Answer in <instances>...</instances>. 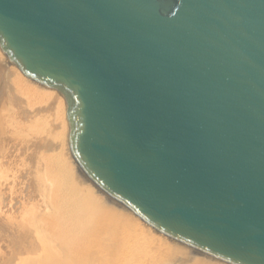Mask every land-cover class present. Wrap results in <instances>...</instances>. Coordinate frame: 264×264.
I'll list each match as a JSON object with an SVG mask.
<instances>
[{
  "label": "water",
  "instance_id": "1",
  "mask_svg": "<svg viewBox=\"0 0 264 264\" xmlns=\"http://www.w3.org/2000/svg\"><path fill=\"white\" fill-rule=\"evenodd\" d=\"M0 45L66 96L74 156L107 194L264 264V0H0Z\"/></svg>",
  "mask_w": 264,
  "mask_h": 264
},
{
  "label": "bare ground",
  "instance_id": "2",
  "mask_svg": "<svg viewBox=\"0 0 264 264\" xmlns=\"http://www.w3.org/2000/svg\"><path fill=\"white\" fill-rule=\"evenodd\" d=\"M70 132L66 96L58 88L26 76L10 62L0 45V264H63V256L78 254L76 250L81 249L77 245L72 250L76 253H70L77 235L80 243H85L90 229L95 230L107 210L129 225L137 222L135 228L140 222L149 233L163 237L170 264H229L159 233L107 194L74 156ZM56 223L59 231L62 226L64 241L67 240L63 249L55 245ZM115 227L110 231H115L113 238L120 228ZM114 241L111 249L116 248Z\"/></svg>",
  "mask_w": 264,
  "mask_h": 264
},
{
  "label": "rangeland",
  "instance_id": "3",
  "mask_svg": "<svg viewBox=\"0 0 264 264\" xmlns=\"http://www.w3.org/2000/svg\"><path fill=\"white\" fill-rule=\"evenodd\" d=\"M108 212V213H107ZM110 212V213H109ZM112 214V212L111 211H105L104 213H103V215L101 216V218H99L98 219V222L100 223H98V226H96V228H95V230H93V233L92 232H90V231H92L91 229H90V231H89V233H88V239H86V242L84 243L83 241L81 242L82 244H83V246H81L80 244V239H79V236L77 235V237H78V244H77V242H76V245H74L75 246V248H72L71 250H70V253L71 252H73V253H76V252H74V251H72L73 249H76L77 247V245H78V247H80L81 249H80V251L79 250H76L77 251V253L78 254H72L73 255V257H72V255L71 256H69V255H66V256H63V258H65V259H63V261L65 262V260H66V264H108V262H109V264H161V263H163V262H165L164 264H168L170 261H168V260H170V253L168 252V251H166V250H168L167 248H166V246L164 245V242H165V240L163 239V237H161V236H158V235H156V234H153V233H149L150 231H148V229H146V228H144V227H142V225L140 224V222L138 223V226H137V228H135V227H133V226H136L137 224H135V223H137V222H133L132 223V225L130 224L129 225V223L128 222H126V221H123L121 218H115L114 217V214L113 215H111ZM108 216V217H107ZM110 216V217H109ZM106 217V218H105ZM109 218V219H108ZM113 218H114V220H113ZM108 219V220H107ZM108 221V222H107ZM115 223H114V222ZM117 221V222H116ZM119 221H121L120 222V225H122V227H120L119 226ZM106 222H107V224H106ZM60 223V222H59ZM58 223V224H59ZM108 223H111V224H109L108 225ZM114 225H113V224ZM118 223V225H116ZM102 224V225H101ZM106 225V227H105V225ZM134 224V225H133ZM126 225V226H125ZM107 226H111L112 228H108L107 229ZM115 226H117V228H119V233H117V234H115L116 236H115V238H113L114 236L112 235V234H114V232L111 234V232L110 231H113V230H115ZM119 226V227H118ZM130 226H132L130 229L128 228V227H130ZM140 226V231L138 232V230H139V227ZM101 227V228H100ZM115 227V228H114ZM114 228V229H113ZM122 228V229H121ZM124 228L127 230H124ZM142 228H144V229H142ZM132 229V232L130 231ZM133 229H134V231H136V233L133 231ZM138 229V230H137ZM146 229V230H145ZM45 230H46V232H48V236H52L51 234H50V230L49 229H46L45 228ZM116 230H118V229H116ZM123 232H122V231ZM142 230V231H141ZM106 231V232H105ZM129 231H130V233H129ZM41 232V234L42 233H44V230L43 231H40ZM118 232V231H117ZM143 232V233H142ZM91 233V234H90ZM125 233V235H123V234ZM133 233H135V234H133ZM139 233H142V235L141 234H139ZM110 236H112V238L110 237V239H109V235ZM131 234V235H130ZM150 234V236H148V235ZM84 235V234H83ZM86 235V234H85ZM108 235V236H107ZM118 235V236H117ZM127 235H128V237H127ZM135 235V236H134ZM146 235H147V237H146ZM153 235H154V237H153ZM119 236H121L120 238H119ZM130 236V237H129ZM134 236V237H133ZM143 236V237H142ZM108 237V238H107ZM133 237V238H132ZM151 239H150V238ZM160 237V238H159ZM65 235L63 234V231H62V226L60 227V231L57 229V223H56V238H55V240L57 239V242L55 243V241H53V243H55V245H57V247H60V248H62L63 249V247H64V244L67 242V240L66 241H64L65 239ZM106 238L107 239H109L108 241L110 242H107L106 241ZM124 238H125V240H124ZM128 238V239H127ZM147 238H149V240L147 239ZM154 238V239H153ZM73 239H77L76 237L75 238H73ZM104 239V240H103ZM112 239V240H111ZM114 239H115V241H114ZM116 239H117V241H116ZM132 239V240H131ZM134 239V240H133ZM146 239L148 240V241H150V242H148V246H147V242H146ZM153 239V240H152ZM88 240V241H87ZM157 240H159V242L157 241ZM104 241V242H103ZM111 241H114V242H112V243H114L115 244V242H117L116 243V248H114V249H111L112 247H114V246H112L111 245ZM119 241V242H118ZM128 242V245L126 244L127 242ZM130 241V242H129ZM131 241H133V242H131ZM142 241V242H141ZM144 241V242H143ZM151 242H153L154 243V246L152 245V243ZM132 243V244H131ZM157 243H158V246H157ZM61 244V245H60ZM143 244V245H142ZM152 246H151V245ZM160 244V245H159ZM123 245V246H122ZM132 245H133V248H132ZM136 245V246H135ZM63 246V247H62ZM111 248H110V247ZM118 246V247H117ZM127 246V247H126ZM135 246V247H134ZM146 246V247H145ZM65 247H66V245H65ZM64 247V248H65ZM149 247H151V248H149ZM164 247V248H163ZM59 248V249H60ZM157 248H158V250H157ZM61 249V250H62ZM110 249V250H109ZM161 249V250H160ZM64 251V250H63ZM115 251V252H114ZM125 251V252H124ZM153 251V252H152ZM159 251V252H158ZM163 253H162V252ZM109 252V253H108ZM111 252H113L112 254H111ZM168 252V253H167ZM62 253V252H61ZM156 253V254H155ZM64 253H62V255H63ZM102 254V255H101ZM105 254V255H104ZM164 254V255H163ZM168 256H167V255ZM75 255H77V257L75 256ZM82 255V256H81ZM126 255V256H125ZM163 256L164 258H162V257H160V256ZM103 256V257H102ZM68 257V258H67ZM79 257V258H78ZM67 258V259H66ZM161 258V259H160ZM69 259V260H68ZM111 259V260H110ZM132 261H131V260ZM165 259V260H164ZM108 261V262H107ZM150 261H152L151 263H150ZM153 261L155 262V263H153ZM158 261V262H157ZM63 262V264H65ZM74 262V263H73ZM168 262V263H167ZM170 264V263H169Z\"/></svg>",
  "mask_w": 264,
  "mask_h": 264
}]
</instances>
